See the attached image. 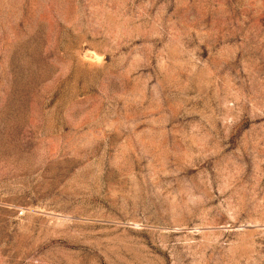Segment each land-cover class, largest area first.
I'll return each instance as SVG.
<instances>
[{
	"label": "rangeland",
	"instance_id": "374dc122",
	"mask_svg": "<svg viewBox=\"0 0 264 264\" xmlns=\"http://www.w3.org/2000/svg\"><path fill=\"white\" fill-rule=\"evenodd\" d=\"M0 264H264V0H0Z\"/></svg>",
	"mask_w": 264,
	"mask_h": 264
}]
</instances>
